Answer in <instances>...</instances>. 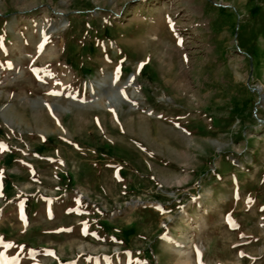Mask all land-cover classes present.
Listing matches in <instances>:
<instances>
[{
  "label": "rangeland",
  "instance_id": "obj_1",
  "mask_svg": "<svg viewBox=\"0 0 264 264\" xmlns=\"http://www.w3.org/2000/svg\"><path fill=\"white\" fill-rule=\"evenodd\" d=\"M0 195V264H264V0H0Z\"/></svg>",
  "mask_w": 264,
  "mask_h": 264
},
{
  "label": "crops",
  "instance_id": "obj_2",
  "mask_svg": "<svg viewBox=\"0 0 264 264\" xmlns=\"http://www.w3.org/2000/svg\"><path fill=\"white\" fill-rule=\"evenodd\" d=\"M4 197L3 195H0V204L4 203ZM38 197L35 196H24V197H9L8 201H5L7 206L1 207V213H0V226H3L4 224L2 221L3 214L6 215L10 212V214L14 215V221L9 222L8 224L13 226L14 224L16 226H22V228L27 229L28 226H34L33 219L35 217V213L38 212L39 209H41L38 206ZM42 203H43V212L45 217L50 220L55 218V209L54 207L51 208V199L49 197H42ZM39 207V208H38ZM38 209V210H37ZM17 222V223H16ZM60 226V224H59Z\"/></svg>",
  "mask_w": 264,
  "mask_h": 264
},
{
  "label": "bare ground",
  "instance_id": "obj_3",
  "mask_svg": "<svg viewBox=\"0 0 264 264\" xmlns=\"http://www.w3.org/2000/svg\"><path fill=\"white\" fill-rule=\"evenodd\" d=\"M132 84V81L129 83ZM163 131V130H162ZM173 251V250H172ZM180 252V257H182L183 262L185 261H189V259L191 258V251L187 250L186 248H184L183 250H179L178 253ZM192 260V259H191ZM186 264V263H185Z\"/></svg>",
  "mask_w": 264,
  "mask_h": 264
}]
</instances>
